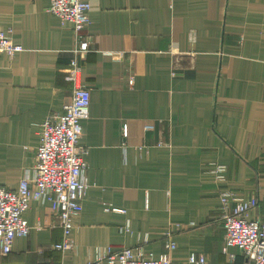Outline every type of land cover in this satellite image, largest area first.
I'll return each mask as SVG.
<instances>
[{"label":"crops","instance_id":"obj_1","mask_svg":"<svg viewBox=\"0 0 264 264\" xmlns=\"http://www.w3.org/2000/svg\"><path fill=\"white\" fill-rule=\"evenodd\" d=\"M88 1L89 188L73 247L54 248L58 213L33 200L30 234L0 264H86L106 247L159 259L168 233L176 264L192 251L247 264L225 252L220 194L256 199L247 218L264 223V0ZM49 6L0 0V31L23 47L0 54V187L14 191L33 172L42 124L71 102L74 34Z\"/></svg>","mask_w":264,"mask_h":264},{"label":"built area","instance_id":"obj_2","mask_svg":"<svg viewBox=\"0 0 264 264\" xmlns=\"http://www.w3.org/2000/svg\"><path fill=\"white\" fill-rule=\"evenodd\" d=\"M90 9L88 0H50L49 11L63 23H69L74 34L73 57L67 69L73 83L71 102L63 113L49 115L42 124L33 172L25 174L16 191L0 187V256L11 253L16 238L30 234L31 227L24 214L33 200L48 201L58 213L63 237L54 248L66 252L73 247L71 232L89 188L85 176L88 163L84 155L87 152L81 149L80 141L82 121L89 116L91 94L81 81L80 57L90 50V41L84 37ZM22 50L21 45L0 31V54L13 56ZM130 83L133 84V80ZM152 128V125L145 127ZM220 199L225 252L237 248L246 257L247 264H264V223L247 218V213L258 201L233 199L229 192H222ZM168 237L167 251L159 259L145 256L140 248L113 250L106 247L95 260L86 264H176L171 255L177 245L170 233ZM229 257L235 260L234 254L229 253ZM188 263L208 264V261L204 254L192 251Z\"/></svg>","mask_w":264,"mask_h":264},{"label":"trees","instance_id":"obj_3","mask_svg":"<svg viewBox=\"0 0 264 264\" xmlns=\"http://www.w3.org/2000/svg\"><path fill=\"white\" fill-rule=\"evenodd\" d=\"M8 256V255H7ZM2 257H6V256H2Z\"/></svg>","mask_w":264,"mask_h":264}]
</instances>
